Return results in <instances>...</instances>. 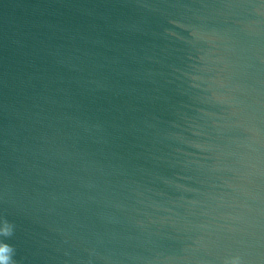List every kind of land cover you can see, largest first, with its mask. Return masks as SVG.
<instances>
[{
    "label": "water",
    "instance_id": "obj_1",
    "mask_svg": "<svg viewBox=\"0 0 264 264\" xmlns=\"http://www.w3.org/2000/svg\"><path fill=\"white\" fill-rule=\"evenodd\" d=\"M0 217L16 264H264V0H0Z\"/></svg>",
    "mask_w": 264,
    "mask_h": 264
},
{
    "label": "clouds",
    "instance_id": "obj_2",
    "mask_svg": "<svg viewBox=\"0 0 264 264\" xmlns=\"http://www.w3.org/2000/svg\"><path fill=\"white\" fill-rule=\"evenodd\" d=\"M14 235V226L3 217H0V264H16L15 249L6 241ZM231 264H238L233 260Z\"/></svg>",
    "mask_w": 264,
    "mask_h": 264
}]
</instances>
